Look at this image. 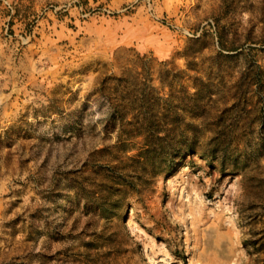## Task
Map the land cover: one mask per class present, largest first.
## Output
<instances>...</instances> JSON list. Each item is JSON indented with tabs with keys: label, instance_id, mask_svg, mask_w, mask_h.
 I'll use <instances>...</instances> for the list:
<instances>
[{
	"label": "rangeland",
	"instance_id": "rangeland-1",
	"mask_svg": "<svg viewBox=\"0 0 264 264\" xmlns=\"http://www.w3.org/2000/svg\"><path fill=\"white\" fill-rule=\"evenodd\" d=\"M0 264H264V0H0Z\"/></svg>",
	"mask_w": 264,
	"mask_h": 264
}]
</instances>
